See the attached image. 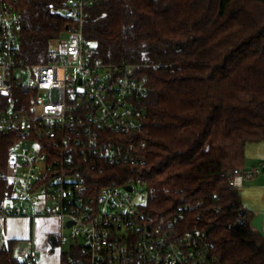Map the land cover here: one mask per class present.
Instances as JSON below:
<instances>
[{
  "label": "trees",
  "instance_id": "trees-1",
  "mask_svg": "<svg viewBox=\"0 0 264 264\" xmlns=\"http://www.w3.org/2000/svg\"><path fill=\"white\" fill-rule=\"evenodd\" d=\"M64 2H17L21 61H48L53 43L74 22ZM87 11L84 36L93 54L139 65L149 86L138 103L144 127L132 136L145 142L144 163H82L92 194L133 177L146 194L140 209L160 219L182 207V226L207 232L215 264H264V235L233 184L248 171L247 145L264 141V0H100ZM0 99L4 106L33 104L18 87ZM121 137L109 130L102 141ZM21 139L0 132V172L8 170V151ZM12 192L0 177V201ZM17 241H6L0 264H23L14 256Z\"/></svg>",
  "mask_w": 264,
  "mask_h": 264
},
{
  "label": "built area",
  "instance_id": "built-area-1",
  "mask_svg": "<svg viewBox=\"0 0 264 264\" xmlns=\"http://www.w3.org/2000/svg\"><path fill=\"white\" fill-rule=\"evenodd\" d=\"M18 1L0 0V95L18 87L32 95L33 104L28 109L14 103L4 106L0 99V132L22 137L8 151V170L0 172L13 187L0 201V256L7 241L6 218L43 214L62 220L56 237L63 244L71 239L64 253L67 264H215L207 232L182 226V207L160 219L140 209L146 202L141 201L146 194L140 180L130 177L97 195L88 188L84 162L99 166L101 161H145V142L137 143L132 136L144 127L138 103L149 93L147 78L138 74L137 64L95 56L84 36L87 8L100 0H65L64 13L74 22L66 36L54 42L48 61L39 63L18 58L23 23ZM109 130L123 137L103 142ZM261 172L256 168L239 174L233 184L242 187ZM65 228L71 229L70 237ZM260 231L264 235V222ZM14 256L23 264L40 260L33 238L28 245L18 240Z\"/></svg>",
  "mask_w": 264,
  "mask_h": 264
},
{
  "label": "rangeland",
  "instance_id": "rangeland-1",
  "mask_svg": "<svg viewBox=\"0 0 264 264\" xmlns=\"http://www.w3.org/2000/svg\"><path fill=\"white\" fill-rule=\"evenodd\" d=\"M57 46V43H53ZM246 167L248 170L262 169V172L254 178L246 179L245 184L240 187L244 207L254 213L252 224L260 230L263 223L264 213V141L249 143L246 149ZM261 165V166H260ZM141 190V188L139 187ZM145 195V194H144ZM142 203L146 201L144 198ZM260 219V222L258 219ZM257 220V222H256ZM0 222V232L2 231ZM63 228L62 220L58 217L40 215L34 219L26 216L8 217L4 221V234L6 240L18 239L25 245L33 238L40 260L38 264H61L63 254L69 250L71 239L65 244L54 245L52 236L59 237ZM64 233L70 237L71 229L65 228Z\"/></svg>",
  "mask_w": 264,
  "mask_h": 264
},
{
  "label": "water",
  "instance_id": "water-1",
  "mask_svg": "<svg viewBox=\"0 0 264 264\" xmlns=\"http://www.w3.org/2000/svg\"><path fill=\"white\" fill-rule=\"evenodd\" d=\"M80 83H81V80H80ZM126 189L129 190V191H132L133 190V188L131 186H127ZM72 224H73L72 221H69L68 222V226H71ZM51 241L53 242L54 245H57L58 244V241H57V237L56 236H52L51 237Z\"/></svg>",
  "mask_w": 264,
  "mask_h": 264
},
{
  "label": "crops",
  "instance_id": "crops-1",
  "mask_svg": "<svg viewBox=\"0 0 264 264\" xmlns=\"http://www.w3.org/2000/svg\"><path fill=\"white\" fill-rule=\"evenodd\" d=\"M246 169L248 170V168L246 167ZM249 171V170H248ZM246 182V181H245ZM256 219H258L259 220V222H260V219L257 217ZM256 222H257V220H256ZM263 222H264V214H263ZM263 224V223H262ZM253 226H254V224H253ZM256 229H257V224H256V226H254Z\"/></svg>",
  "mask_w": 264,
  "mask_h": 264
}]
</instances>
